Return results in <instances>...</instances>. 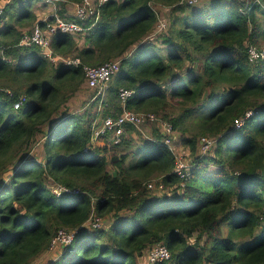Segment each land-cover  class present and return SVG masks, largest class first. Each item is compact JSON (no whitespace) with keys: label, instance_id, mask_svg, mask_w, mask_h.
<instances>
[{"label":"trees","instance_id":"obj_1","mask_svg":"<svg viewBox=\"0 0 264 264\" xmlns=\"http://www.w3.org/2000/svg\"><path fill=\"white\" fill-rule=\"evenodd\" d=\"M39 1L0 14V264H141L157 244L170 258L154 264H264V0H93L82 20L68 6L84 0H53L82 30L53 34L49 55L18 45ZM105 62L100 93L83 66ZM125 111L169 133L145 118L94 136ZM59 229L71 241L50 246Z\"/></svg>","mask_w":264,"mask_h":264},{"label":"built area","instance_id":"obj_2","mask_svg":"<svg viewBox=\"0 0 264 264\" xmlns=\"http://www.w3.org/2000/svg\"><path fill=\"white\" fill-rule=\"evenodd\" d=\"M44 2H51L53 0H43ZM105 0H100L99 4L104 2ZM189 3H193L195 0H188ZM3 8L0 9V14L2 13ZM96 11V7L94 5L93 0H84L82 4L73 5V14L79 18L80 20L87 18L89 15L93 14ZM51 17H55V20H52ZM82 27L73 20L65 21L58 17L56 14L40 19V21L36 22L32 27H30L28 33H24L18 43L21 46H39L45 54L51 53V36L56 33H69V32H80ZM253 57H258V54L251 50ZM67 64L73 65L77 67L81 64V60L79 57H75L72 60L65 61ZM84 77L90 87H97L103 93V86L108 84L111 80L112 76L118 71V62H105L100 65L83 66ZM99 91V92H100ZM132 90L121 88L119 90V98L124 102L128 97L132 95ZM21 102H16L14 104V108H19ZM252 114L251 111L245 113V115L239 119H236L234 124L236 127H239L243 124L244 120L249 118ZM147 118L149 122H156L161 126H165L168 128L167 131L170 130V126L168 124H164L160 121L155 114L147 112L145 114L134 113L131 111H125L122 115L117 118H104L101 122V126L94 129V136L96 137L99 134H102L106 131H112L114 134V143H117L120 140V136L125 131L126 124H133L134 126H138L144 122V119ZM202 142L204 145L209 144L207 140L202 138ZM208 147V146H206ZM181 166V165H179ZM59 190H65V188L59 187ZM73 234L64 230L59 229L56 233V236L53 238L54 241H58L60 243H68L71 241ZM170 258V252L168 248L163 244L155 245L151 251L149 252V263L154 264L157 262H161Z\"/></svg>","mask_w":264,"mask_h":264},{"label":"rangeland","instance_id":"obj_3","mask_svg":"<svg viewBox=\"0 0 264 264\" xmlns=\"http://www.w3.org/2000/svg\"><path fill=\"white\" fill-rule=\"evenodd\" d=\"M5 1V0H4ZM4 1H3V4H4ZM194 4L195 5H197L198 4V0L197 1H195L194 2ZM192 5H193V3H192ZM31 8H33V11L34 10H37L36 12H37V14L39 15V16H42V17H46V16H51V15H54L55 13H53V11H55V8L57 9V4H56V2H44V1H42V0H40L38 3H35L34 4V6L33 7H31ZM157 8L158 9H160V10H162V11H167L168 10V8H166V7H164V6H160V5H158L157 6ZM68 11L69 12H72L73 11V4L71 5V6H68ZM41 17V18H42ZM164 26V23L163 22H161L160 23V25H159V27H163ZM262 48L264 49V44H262ZM2 49H1V51H0V55L2 54ZM49 55V54H48ZM4 59V58H3ZM7 59L8 60H10V58H8L7 57ZM108 85V84H107ZM105 86H103V88H104ZM104 91V90H103ZM102 97V96H101ZM93 100L95 101V97H93L92 99H90V101L86 104V106L88 107V105L91 103V102H93ZM72 101L70 100L69 101V103H71ZM99 104L101 103V98L99 99V102H98ZM71 107H73V106H71ZM151 113V112H150ZM153 114V113H152ZM165 124V123H164ZM159 127H160V129L161 130H165L164 132H168L169 133V131H167L168 130V128L167 127H163V126H161V125H158ZM144 134H146V135H149L150 134V129L149 128H145L144 130ZM166 134V133H165ZM173 138V136L172 135H170L169 137H165V141H164V143L165 144H168L169 146H175L176 147V149L179 151V152H181V151H183V149L181 148V147H179V144L178 143H171L170 142V138ZM210 145H211V143H209V144H207V145H203L202 146V149L203 150H206L207 151V149L208 148H210ZM206 146H208V147H206ZM39 157V156H38ZM40 158V157H39ZM179 158V157H178ZM179 160H180V158H179ZM181 164H184L182 161H180V165ZM52 185L53 186H51V188L53 189V191H55L56 192V194H59L61 191L59 190V187L58 186H60V185H58V184H56V183H52ZM58 185V186H57ZM104 223V221H103V219H101V218H99V217H97L95 220H91V218H89L86 222H85V225H87V226H89V225H93V226H99V225H101V224H103ZM55 244H60V242H59V240L58 241H54V239L51 241V245L50 246H53V245H55ZM62 244V243H61ZM60 244V245H61ZM155 246V245H154ZM60 247L59 246H56V247H54V248H52V249H47V250H45V251H43L41 254H40V256L36 259V261H35V263H38L39 261H42V260H44L45 258H47V257H52V258H55L58 254H59V251H60V249H59ZM151 251V250H150ZM148 256H149V252L147 253V251H144L143 253H142V256L139 258V261H141V264H149L148 262H149V259H148Z\"/></svg>","mask_w":264,"mask_h":264},{"label":"crops","instance_id":"obj_4","mask_svg":"<svg viewBox=\"0 0 264 264\" xmlns=\"http://www.w3.org/2000/svg\"><path fill=\"white\" fill-rule=\"evenodd\" d=\"M3 1L4 0H0V9L3 8L6 5L7 1H9V0H5L4 4H3Z\"/></svg>","mask_w":264,"mask_h":264},{"label":"bare ground","instance_id":"obj_5","mask_svg":"<svg viewBox=\"0 0 264 264\" xmlns=\"http://www.w3.org/2000/svg\"><path fill=\"white\" fill-rule=\"evenodd\" d=\"M58 187H61V186H58ZM61 188H63V187H61ZM55 194H56V192L55 191H53ZM56 195H58V194H56ZM63 244V243H62Z\"/></svg>","mask_w":264,"mask_h":264},{"label":"clouds","instance_id":"obj_6","mask_svg":"<svg viewBox=\"0 0 264 264\" xmlns=\"http://www.w3.org/2000/svg\"><path fill=\"white\" fill-rule=\"evenodd\" d=\"M104 92V91H103ZM100 93H102L101 91H100Z\"/></svg>","mask_w":264,"mask_h":264}]
</instances>
